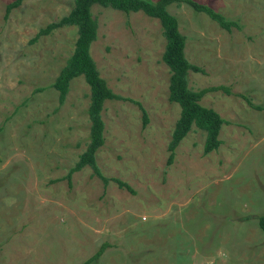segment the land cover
Instances as JSON below:
<instances>
[{"label": "rangeland", "instance_id": "obj_1", "mask_svg": "<svg viewBox=\"0 0 264 264\" xmlns=\"http://www.w3.org/2000/svg\"><path fill=\"white\" fill-rule=\"evenodd\" d=\"M9 1L0 0V264H79L102 242L88 264H264V0H197L235 21L230 30L184 1L167 5L185 57L201 67L188 70V86L229 89L199 100L224 119L217 148L203 153L204 131L192 124L169 162L179 106L167 97L158 20L90 6V55L122 96L100 111L95 161L105 183L88 165L65 177L88 141L89 89L73 77L58 104L50 83L75 26L30 41L72 0H21L4 15Z\"/></svg>", "mask_w": 264, "mask_h": 264}, {"label": "trees", "instance_id": "obj_2", "mask_svg": "<svg viewBox=\"0 0 264 264\" xmlns=\"http://www.w3.org/2000/svg\"><path fill=\"white\" fill-rule=\"evenodd\" d=\"M181 1L189 4L195 11L206 13L220 27L226 30H230L232 25L236 26L235 21L225 18L208 4L197 0H72V5L67 13L38 27L30 38V41L35 40L39 35L47 34L59 26H75L76 35L73 48L50 83L57 91L58 104L63 102L68 90L69 81L73 77L81 75L89 89L87 106L89 118L88 141L84 149L78 153L74 163L68 167L65 174L67 180H69L73 171L88 165L101 178L103 183L107 181L108 177L100 172L95 161V151L103 143V121L100 111L105 99L122 98L121 95L115 93L106 84L105 79L99 74L89 52L90 43L95 39L97 30L96 18L90 10V6L94 3L123 12L142 11L146 15L156 18L159 22L161 33L164 37L161 59L169 70L167 97L179 106V113L173 123L167 142V149L169 151L167 161L169 162L175 146L187 133L192 124L204 131L203 153H207L219 145L218 131L224 119L215 109L203 105L199 100L208 90L222 88L225 92H229V89L227 86L221 84L204 86L197 89H192L188 86V70H201V67L189 62L185 57V35L178 28L176 16L167 9L169 3ZM20 2L21 0H10L7 2L5 4L4 15L11 8L18 6ZM247 102H249L248 99ZM139 106L142 112V124H144L146 121L145 111L140 104ZM252 106L261 108V106L254 104ZM111 179L115 180L118 186L131 190L125 181L116 177H111ZM256 220L259 228L264 231V211L256 216ZM105 245L106 243L102 242L92 254L85 257L79 264H88L91 260L95 259L102 252Z\"/></svg>", "mask_w": 264, "mask_h": 264}]
</instances>
